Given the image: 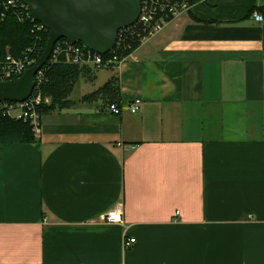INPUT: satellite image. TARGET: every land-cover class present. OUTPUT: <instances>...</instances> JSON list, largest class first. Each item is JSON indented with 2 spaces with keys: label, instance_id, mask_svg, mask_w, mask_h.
<instances>
[{
  "label": "crops",
  "instance_id": "obj_1",
  "mask_svg": "<svg viewBox=\"0 0 264 264\" xmlns=\"http://www.w3.org/2000/svg\"><path fill=\"white\" fill-rule=\"evenodd\" d=\"M256 10L196 0L119 68L82 75L70 96L94 89L43 114L39 141L0 143V264H264ZM113 77L138 112L86 98ZM119 202L124 223L99 221Z\"/></svg>",
  "mask_w": 264,
  "mask_h": 264
},
{
  "label": "built area",
  "instance_id": "obj_2",
  "mask_svg": "<svg viewBox=\"0 0 264 264\" xmlns=\"http://www.w3.org/2000/svg\"><path fill=\"white\" fill-rule=\"evenodd\" d=\"M196 0H140V12L133 23L118 30L113 48L100 53L79 43H70L67 39L58 40L46 64H55L60 61L89 67L94 69H117L130 58L133 51L145 44L165 27L169 22L189 12ZM29 6L19 0H0V23L8 16L14 17L18 22H24L28 17ZM253 19L262 22L264 16L259 11H253ZM33 21V29H46L39 21ZM40 38L33 45L25 49L20 56H15L9 48L1 52L0 47V83L22 76L24 71L37 62ZM45 64V65H46ZM35 86L28 98L23 101L3 99L0 101V114L15 120L28 122L36 137L42 133L41 104L44 101L42 85L46 81V69L43 67L35 75ZM48 102L49 99L45 98ZM142 100L136 99L126 105L112 103L109 110L116 115L124 109L132 113L138 112ZM105 223H124L123 203L119 202L99 217ZM136 238L127 237L124 247H130Z\"/></svg>",
  "mask_w": 264,
  "mask_h": 264
},
{
  "label": "water",
  "instance_id": "obj_3",
  "mask_svg": "<svg viewBox=\"0 0 264 264\" xmlns=\"http://www.w3.org/2000/svg\"><path fill=\"white\" fill-rule=\"evenodd\" d=\"M29 6L28 17L49 30L43 54L22 76L0 83V101H23L35 86L36 73L49 60L55 43L67 39L88 49L106 53L116 41L118 30L135 21L140 0H19Z\"/></svg>",
  "mask_w": 264,
  "mask_h": 264
},
{
  "label": "trees",
  "instance_id": "obj_4",
  "mask_svg": "<svg viewBox=\"0 0 264 264\" xmlns=\"http://www.w3.org/2000/svg\"><path fill=\"white\" fill-rule=\"evenodd\" d=\"M33 24L35 23L28 18L24 22H18L12 16L5 18L0 23L1 52L9 48L15 56H20L25 49L40 38L38 41L40 48L37 55L38 60L44 52L50 32L46 29H33ZM78 43L82 45V43ZM44 69H46V81L42 85L44 97L40 107L42 115L72 106L73 101L70 99V94L76 81L86 72H90L92 68L60 61L55 64L48 63L44 65ZM98 94L104 97V102L108 106L112 103L121 105L119 84L115 77L107 81L97 91L87 95L86 98ZM45 98H48L49 101L46 102ZM37 141L39 139L35 136L32 126L28 122L15 120L0 114V143H33Z\"/></svg>",
  "mask_w": 264,
  "mask_h": 264
},
{
  "label": "rangeland",
  "instance_id": "obj_5",
  "mask_svg": "<svg viewBox=\"0 0 264 264\" xmlns=\"http://www.w3.org/2000/svg\"><path fill=\"white\" fill-rule=\"evenodd\" d=\"M164 28H165V27H163V29H164ZM161 31H162V30H161ZM159 33H160V32H159ZM157 34H158V33H157ZM157 34H156V35H157ZM156 35H155V36H156ZM151 39H152V38H151ZM151 39H150V40H151ZM107 73H110V71L107 72ZM94 87H95V86H93V84L90 83V82L84 83L83 80H82V81H79V82L77 83L76 88L74 89L72 95L70 96V98H75V99H76L77 96H81L82 94H85V93L91 92V91L94 89Z\"/></svg>",
  "mask_w": 264,
  "mask_h": 264
}]
</instances>
